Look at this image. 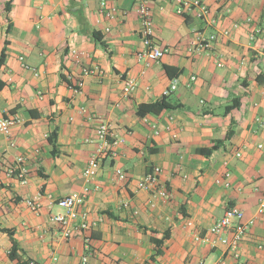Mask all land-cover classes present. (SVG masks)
I'll return each instance as SVG.
<instances>
[{
  "label": "crops",
  "instance_id": "0c3cea01",
  "mask_svg": "<svg viewBox=\"0 0 264 264\" xmlns=\"http://www.w3.org/2000/svg\"><path fill=\"white\" fill-rule=\"evenodd\" d=\"M6 1L0 0V54L7 41L0 115L21 122L9 135L0 132V228L13 231L20 262L80 264L82 238H64L49 218L61 212L58 198L87 185L83 209L90 220L100 219L90 232L87 264H215L225 248L196 241L195 234L213 240L209 228L228 207L253 220L238 247L241 261L264 264V212L257 213L264 199V129L258 126L264 121V0H200L216 20L212 26L190 11L179 14L173 1L147 0L153 43L169 50L148 66L135 56L143 44L134 0H106L116 10L112 19L98 13L100 0H13L9 13ZM194 29L217 34L210 50L188 52ZM92 65L103 75L83 78L82 68ZM69 77L83 79L80 94L68 87ZM127 78L136 88L124 96ZM172 80L177 87L166 98L176 108L138 117V106L162 99ZM231 104L236 107L226 112ZM102 123L124 141L86 182L82 172ZM55 129L52 154L47 136ZM217 141L222 145L211 155L197 153ZM20 156L26 159V185L8 174ZM153 167L160 168L159 183L170 197L150 208L154 192L137 184ZM116 168L125 182L117 180ZM224 170L230 172L228 188L215 183ZM27 201H36L38 210ZM166 233L161 254L154 256L150 238ZM11 246L0 231V264H16Z\"/></svg>",
  "mask_w": 264,
  "mask_h": 264
},
{
  "label": "built area",
  "instance_id": "2783aa9c",
  "mask_svg": "<svg viewBox=\"0 0 264 264\" xmlns=\"http://www.w3.org/2000/svg\"><path fill=\"white\" fill-rule=\"evenodd\" d=\"M173 1L177 7V12L183 14L184 11H190L193 13L195 19L199 20L206 26L215 25L216 20L211 16L210 10L206 4L200 0H170ZM230 2L232 0H223ZM136 5V13L140 22L139 34L143 44V50L136 53V59L143 61L145 66H148L152 62L160 61L169 50L167 48H161L153 43V23L150 14V10L147 6V0H134ZM98 13L105 16L107 19H112L115 16L116 10L113 7H108L106 0H100ZM233 29L238 27L237 24H233ZM194 39L192 40L188 52H201L208 51L217 39L216 33H210L204 35L202 30L194 29ZM230 31H222V35L226 38L230 36ZM220 66V64L218 63ZM26 67V66H24ZM84 77H97L100 78L103 75L102 69L97 65L89 67H83L81 70ZM191 81L195 80V77L190 78ZM68 87L74 94H80L83 88V79H67ZM190 84H188L189 86ZM177 87V81L172 80L169 87L164 91V96L170 94ZM136 88V82L132 78H127L124 81L122 92L124 96H129ZM260 97L264 100V84L261 86ZM171 119V118H170ZM20 119L16 116H2L0 115V132L9 135L12 128L20 124ZM258 126L260 129H264V121L259 120ZM155 135L159 134L157 127L152 126ZM173 139H176V134L173 133ZM123 139L114 138L110 126L106 123H102L96 129V149L89 157L87 164L82 172V176L86 182L94 179L100 170L101 161L105 157H114L116 155L117 147L123 143ZM88 142H92L91 140ZM13 146V144H11ZM261 148V146H258ZM236 158L241 157L240 152L235 153ZM115 176L118 181L125 182L127 180L126 174L120 169L114 170ZM16 174V179L21 185L28 183V170L26 167V159L22 156L17 157L12 169L8 170V174ZM160 168L153 167L151 171L146 173L142 180L138 182L137 188L140 190L153 191L152 200H150L148 206L155 208L157 200H167L170 195L165 186L159 183ZM216 184L228 188L230 186V172L224 170L221 177L217 178ZM90 194V188L85 185L78 191H73L61 198H58L55 203L57 207L61 209V212L51 215L49 220L52 224L57 225L64 238L71 236H80L84 242L86 253L81 257L80 264H87L88 258L91 255L90 250V232L94 230L100 219L90 220L88 213L83 209L88 196ZM27 205L33 211H37L39 205L36 201H27ZM264 212V199H261L258 203L257 213L262 214ZM243 213L236 207H228L225 209L223 216L217 220L210 228L209 234L213 237L211 240L208 237L201 238L198 234H195V240L201 242H207L211 244H219L225 248V255L215 264H244L241 261V255L239 252V244L241 243L246 232L253 224V220H243ZM188 227L192 226V222L187 223ZM25 264H36L33 260H27ZM196 264H207L200 260Z\"/></svg>",
  "mask_w": 264,
  "mask_h": 264
},
{
  "label": "trees",
  "instance_id": "16d2710c",
  "mask_svg": "<svg viewBox=\"0 0 264 264\" xmlns=\"http://www.w3.org/2000/svg\"><path fill=\"white\" fill-rule=\"evenodd\" d=\"M12 1L13 0H7L6 3L4 4V11L6 13H9L12 7ZM9 30V28L7 29ZM7 45V41H5V46ZM5 46L1 51L0 54V65H2L4 63V59H5ZM165 72L172 78V76L169 74V70H171L172 68L165 66L164 67ZM236 107L235 104H231L229 106L226 107V112L234 109ZM176 108V106L174 104H171L168 99L166 98V96H164L162 99H160L159 101H155L153 103H148V104H141L138 106L137 108V116L138 117H144L147 114L150 115H158L160 114L162 111H167V110H171ZM30 114H32L33 116V111L32 110H28ZM57 130H53L48 136H47V140L49 142V144L52 146V154H55V143H56V138H57ZM222 145L221 141H217L214 142V144L210 147V148H201L197 150V153L203 156H209L211 155V153L213 151H215L216 149H218L220 146ZM0 231L6 233L12 243L10 252H9V258L10 260H14L16 261V264H24L23 262H20L19 256H18V245L16 243V241L13 238V231L10 229H4V228H0ZM168 238V234H164L163 237L161 239H156V238H150L151 243H153L156 247L155 252H154V256L161 254V251L159 250V247L164 243V241ZM154 257L153 255L150 257V260H152ZM26 263V262H25Z\"/></svg>",
  "mask_w": 264,
  "mask_h": 264
}]
</instances>
